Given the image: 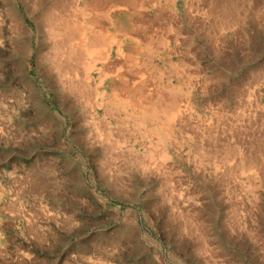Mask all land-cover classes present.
Segmentation results:
<instances>
[{
    "label": "rangeland",
    "instance_id": "1",
    "mask_svg": "<svg viewBox=\"0 0 264 264\" xmlns=\"http://www.w3.org/2000/svg\"><path fill=\"white\" fill-rule=\"evenodd\" d=\"M95 1L0 0V264H264V176L247 163L264 171V0H107L110 23ZM60 18L122 40L81 95L67 82L93 56L58 75ZM140 82L188 98L164 155L123 106Z\"/></svg>",
    "mask_w": 264,
    "mask_h": 264
},
{
    "label": "bare ground",
    "instance_id": "2",
    "mask_svg": "<svg viewBox=\"0 0 264 264\" xmlns=\"http://www.w3.org/2000/svg\"><path fill=\"white\" fill-rule=\"evenodd\" d=\"M188 1V0H187ZM125 7H127L128 9L135 11V12H140L144 9V5L145 3L142 2H138L137 0H125ZM93 4V8L91 9L92 12H95L96 10H98L99 8H108V10L106 12H104V16L106 17L107 21H109V23L111 22V20L109 19V16L111 14V12L113 11L112 9H116L115 7H113V5H110L109 1L107 0H96L95 2L92 3ZM60 5V4H59ZM75 5V4H74ZM115 5V4H114ZM100 6V7H99ZM70 7V6H69ZM68 7V8H69ZM121 7V6H120ZM152 7V6H151ZM74 8V7H73ZM98 8V9H97ZM119 8V7H118ZM157 8V7H156ZM102 9V10H103ZM126 9V8H125ZM120 10V9H118ZM71 11V10H70ZM126 11V10H124ZM86 12V11H84ZM97 12V11H96ZM109 12V13H108ZM67 13V12H66ZM114 13V11H113ZM194 13V12H193ZM139 14V13H138ZM171 14V13H170ZM84 15L88 16L89 13H82V19H84ZM63 16V15H62ZM55 17V16H54ZM64 17V16H63ZM167 17V16H166ZM51 18V17H50ZM57 17H55L54 19H56ZM59 18V16H58ZM53 19V17H52ZM51 19V21H52ZM89 19V20H88ZM87 21H83L80 23H77V25L75 26L74 23L68 21L67 19H58L56 22L53 23L54 29L51 30V35L53 36V38H61L62 39V43H56V45H54L53 42V46L54 49L57 46V51L60 52L61 51V47L64 46L63 52L61 53L62 58H64L61 62V59L58 61L57 59H52L51 61L53 62L54 65L58 66V75H61L62 77L65 78V76H67L69 74V71H71V66L70 64L74 62L75 57L80 56V58H84V57H88L86 56L87 54H90L93 56V60L91 59L90 63H88V65L86 66V70H85V75L83 76V80L85 83V80H88L89 78V71L92 70L95 66L96 63H106V61H108L109 56H110V51L113 47V45L117 46V50L116 53L119 56H123V51H122V40H117L116 35H109V37H103L104 35H101L102 33L98 31V28L100 30V26L97 25L96 20L94 19H90L88 18ZM55 21V20H54ZM75 22V21H74ZM52 23V22H51ZM50 24V23H48ZM52 26V27H53ZM111 26H113L112 28H114V30L119 31V29L114 26L111 23ZM48 27V26H47ZM97 27V28H96ZM50 28V27H49ZM122 28V27H121ZM101 31V30H100ZM107 31V30H105ZM136 31V30H135ZM162 31V30H161ZM64 32V33H62ZM125 32V31H124ZM127 32V31H126ZM49 33V32H48ZM106 33V32H105ZM135 33V32H134ZM133 33V34H134ZM207 33V32H206ZM96 34L98 35L96 37ZM130 34V33H129ZM59 36H63V37H59ZM127 37L126 33L121 34L120 38L123 37ZM60 39V40H61ZM156 39V38H155ZM160 39V38H159ZM154 39H151V37L149 38L148 41V45H151V43L153 42ZM121 42V43H120ZM52 44V43H51ZM61 44V45H60ZM52 46V45H51ZM55 51V50H53ZM56 52V51H55ZM50 55V54H49ZM48 55V56H49ZM47 56V58H48ZM51 56V55H50ZM59 57V55H58ZM92 58V57H91ZM129 58V57H128ZM89 59V58H88ZM87 59V60H88ZM49 60V59H48ZM50 62V61H49ZM68 65L67 67L65 65ZM54 67V66H53ZM79 68V67H78ZM54 69V68H53ZM56 69V68H55ZM75 69V68H74ZM84 69V68H83ZM106 70V69H105ZM109 70V69H108ZM83 71V70H82ZM114 71V70H113ZM112 71V72H113ZM75 73V72H74ZM180 74V73H179ZM76 75V74H75ZM74 75V76H75ZM60 76V78H62ZM73 76V77H74ZM103 76V75H102ZM68 77V76H67ZM70 78V77H69ZM76 78V77H74ZM81 78V77H80ZM59 79V78H58ZM77 79V78H76ZM78 80V79H77ZM102 80V79H101ZM64 81V80H63ZM62 81V82H63ZM66 81V79H65ZM64 81V82H65ZM156 82V81H155ZM68 83V88L70 91L75 92L73 95H75L76 93L81 95L84 94L83 92L86 90V88L88 87V85L86 86V83L81 85V84H74L73 82H67ZM77 83V82H75ZM80 83V82H79ZM66 84V83H65ZM163 84V83H162ZM156 85V84H155ZM154 85V86H155ZM158 85V84H157ZM169 87L166 88V93H163V89L160 87L158 88H154V89H150L147 86H145L143 83H139V84H133V86L129 89L126 90V96L124 98V102H123V106H131L132 108H137L139 109V113L138 115H129L130 119H133L132 122H134V125L136 126L138 132H143L145 131L146 134L145 136H147L148 138H155L156 143L158 145H161L163 147V155H164V150L166 144H174V142H176L175 138L176 136H174V124H183L184 127V121H183V116L184 113L182 111V107L183 104H185V106H187L188 104V98H184L182 95V92L179 91V89L175 88V87H171V84H169ZM162 86V85H161ZM96 88V87H95ZM123 88V87H122ZM66 90V89H65ZM89 90V89H88ZM88 90L86 91V93L88 92ZM69 91V92H70ZM72 92V93H73ZM94 92V100L96 101L97 96L95 95V91ZM117 92V91H116ZM86 96V95H85ZM103 96V95H102ZM119 96V95H118ZM124 96V95H123ZM255 96V95H254ZM89 97V96H88ZM82 98V96H81ZM81 98H77V99H81ZM90 98V97H89ZM101 98V97H100ZM88 100V99H87ZM86 100V103H87ZM91 100V99H90ZM250 100V99H249ZM89 101V100H88ZM101 103V102H100ZM109 103V101H108ZM113 103V102H112ZM98 104V103H97ZM107 105V104H106ZM111 106V105H108ZM105 107V104H104ZM112 107V106H111ZM91 108V107H90ZM106 108V107H105ZM136 109V110H137ZM138 111V110H137ZM111 113V111L109 112ZM95 116V115H94ZM137 116H139V118H136ZM239 116V115H238ZM188 118V117H187ZM251 118V117H250ZM89 119V118H88ZM129 119V118H128ZM242 119V118H241ZM237 120V119H236ZM118 121V120H117ZM129 121V120H128ZM189 121V119H188ZM252 121V120H251ZM235 122V121H234ZM240 122V121H239ZM105 123V122H104ZM236 123V122H235ZM253 123V122H252ZM226 124V122H225ZM107 125V124H106ZM193 125V124H192ZM224 125V124H223ZM229 126H236V124H232L230 122V124H228ZM105 126V124H104ZM180 126V125H179ZM191 126V124H190ZM103 127V124H102ZM108 127V126H107ZM104 128V127H103ZM135 128V129H136ZM226 128V127H225ZM237 128V127H236ZM106 129V126L105 128ZM103 129V130H104ZM134 129V130H135ZM193 129V128H192ZM221 129V128H220ZM228 129V127H227ZM107 131V129H106ZM233 133L234 130L232 129ZM241 131V130H240ZM254 131V130H253ZM180 132V131H179ZM193 132V131H192ZM209 132V131H208ZM242 132V131H241ZM222 133V132H221ZM108 134V133H105ZM227 134V133H226ZM238 135V134H237ZM206 136V135H205ZM245 136V135H244ZM125 137V136H124ZM230 138V137H229ZM235 138V137H234ZM125 139V138H124ZM111 140V139H110ZM149 140V139H148ZM109 141V140H108ZM173 142V143H172ZM228 142V141H227ZM237 142V141H236ZM253 142V141H252ZM210 143V142H209ZM216 144V143H215ZM232 148L234 150H232L230 153L228 151V149H226L225 154H221L223 161H226V157H234V161H236L237 158V147L239 145H237L236 143ZM209 145V144H208ZM261 145V144H260ZM212 147V145H211ZM213 148V147H212ZM211 149V148H210ZM110 151V150H109ZM201 151V150H200ZM208 151V150H207ZM205 151V153L207 152ZM221 151V150H219ZM228 151V152H227ZM209 152V151H208ZM210 153V152H209ZM214 153V152H213ZM228 153V154H227ZM133 154V153H132ZM207 154V153H206ZM243 154V153H242ZM203 155V154H202ZM217 155V154H216ZM219 155V154H218ZM206 156V155H205ZM204 158H211L210 156H206ZM214 156V155H213ZM244 156V155H243ZM262 157V156H261ZM141 158V157H140ZM145 158V157H144ZM214 158H218L217 156H215ZM138 159V158H137ZM142 159V158H141ZM149 159V158H148ZM225 159V160H224ZM245 158H241L239 163H236L237 166L235 169L233 170H229V175L230 176H236V174L240 171V166L242 163V160ZM117 160V159H116ZM200 160V158H199ZM210 160V159H209ZM246 160V159H245ZM145 161V160H144ZM212 161V160H211ZM228 161V160H227ZM138 162V161H137ZM141 162V161H140ZM208 162V161H207ZM210 162V161H209ZM216 162V161H215ZM212 163V162H211ZM248 163V167L250 169H252L253 171H257V172H261V174L264 176V171L259 170L260 168H258V166L256 165L257 163L254 162L252 160V158H250L249 161H247ZM132 164V163H131ZM218 164V163H217ZM216 164V165H217ZM224 164V163H223ZM235 164V165H236ZM215 165V166H216ZM141 166V165H140ZM159 166V165H158ZM228 166V165H227ZM230 166V165H229ZM234 166V165H233ZM143 168V167H142ZM233 168V167H232ZM177 169V168H176ZM227 169V168H226ZM264 169V166L263 168ZM250 173V172H249ZM240 175V174H239ZM237 182V181H236ZM171 184V183H170ZM180 185V184H179ZM238 185V184H237ZM175 189V188H174ZM192 198V197H191Z\"/></svg>",
    "mask_w": 264,
    "mask_h": 264
}]
</instances>
